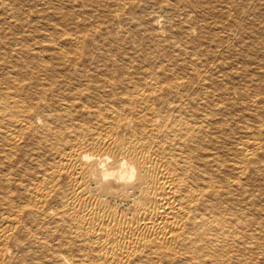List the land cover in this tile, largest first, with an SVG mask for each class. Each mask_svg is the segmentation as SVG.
I'll list each match as a JSON object with an SVG mask.
<instances>
[{"label":"bare ground","instance_id":"6f19581e","mask_svg":"<svg viewBox=\"0 0 264 264\" xmlns=\"http://www.w3.org/2000/svg\"><path fill=\"white\" fill-rule=\"evenodd\" d=\"M0 264H264V0H0Z\"/></svg>","mask_w":264,"mask_h":264}]
</instances>
